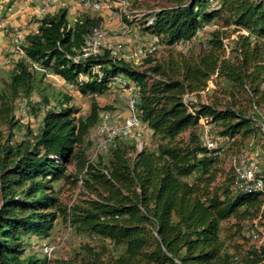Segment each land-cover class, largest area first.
Listing matches in <instances>:
<instances>
[{
  "label": "trees",
  "instance_id": "16d2710c",
  "mask_svg": "<svg viewBox=\"0 0 264 264\" xmlns=\"http://www.w3.org/2000/svg\"><path fill=\"white\" fill-rule=\"evenodd\" d=\"M165 1L168 6L151 13L147 19L154 24L144 30L172 49L192 41L204 25L220 23L199 52L156 64L154 54L135 66L103 48L76 62L104 18L84 13L70 25L67 10L45 15L37 32L26 36L23 55L0 91V264H50L30 247L36 237H49L60 217L91 241L113 245L109 259L88 245L79 264H264V245L238 255L221 236L223 223L232 219L237 234L245 222L264 220V193L234 191L236 176L218 182L221 157L204 146L200 118H211L232 142L264 134V122L257 125L255 115L232 104L220 109L200 101L197 116L184 104L186 93L200 94L217 77L232 102L248 95L254 111L264 112V0ZM233 35L227 56L225 41ZM50 75L90 96L87 115H78L66 94L51 106ZM116 76L136 87L139 119L156 142L139 150L133 139L121 137L92 160L90 135L103 113H114L97 97ZM24 99L32 115L44 114L28 139L15 142L21 130L17 101ZM68 181L81 182L87 199L65 206L60 195L70 192L63 187Z\"/></svg>",
  "mask_w": 264,
  "mask_h": 264
},
{
  "label": "rangeland",
  "instance_id": "374dc122",
  "mask_svg": "<svg viewBox=\"0 0 264 264\" xmlns=\"http://www.w3.org/2000/svg\"><path fill=\"white\" fill-rule=\"evenodd\" d=\"M128 7L123 14V17H118L117 19L113 18L115 21L112 27H109L107 30L108 36L104 42V45L110 43L120 42L123 39L122 35V25H127L130 28V34L132 37L133 43L127 45L132 50L139 45L146 44L150 41V35L144 30L145 21L147 17L153 13L159 11L161 8L168 6L165 0H128ZM96 11L95 13H100ZM112 17V16H111ZM220 23L216 22L211 26V31L218 29ZM209 31V32H211ZM208 32V33H209ZM206 33L204 36L197 37L190 45V49L199 52L207 44V38L209 34ZM244 34L246 32H243ZM237 35L231 36L227 39V56L230 55L231 47L230 42L233 39H236ZM185 48H180V46H175L172 49L166 44L163 48L160 49L158 53L153 56L154 63L167 62L170 58L178 56L180 53H186ZM130 57L135 58L134 52L129 53ZM5 56V58L0 56V91L4 87V80H8L9 71L14 65L13 61ZM10 61V62H9ZM144 66L142 67V69ZM146 69V68H144ZM143 69V70H144ZM46 83L49 87L46 89V93L50 96L51 106L53 108L58 107V99L60 94H66L73 97L72 105L79 110L78 115H87L91 107L90 96L81 95L74 86L67 84L62 78L50 75L46 79ZM223 79L214 77L209 82V87L205 91L199 94L198 99L204 104H214L217 108L223 109L228 104H232L237 109H243L250 116L256 117L257 125H261L264 122V112L254 111L252 108V103L248 95L237 94V99L232 102L230 96L225 92L226 87H222ZM224 86V85H223ZM41 96L35 94L33 96L34 102H39ZM129 94L128 92L123 91L115 84H110L109 90L102 96L97 97V101L101 107H111L113 112L119 121L122 122L129 114ZM17 110L16 116L20 121L21 130H17L15 133V142H20L24 139H28L29 131H36L40 125V120L44 113H41L40 116L36 117L32 115V110L28 108L23 103V100L17 101ZM50 106V107H51ZM258 115V116H257ZM217 131L221 132L220 127L217 125ZM5 129V128H3ZM94 134V130L91 135ZM90 135V137H91ZM137 143L139 150L143 149L144 145L152 147L156 140L153 138L151 133L148 132L146 128H143L140 133H136V136L131 137L130 140ZM91 141V139H89ZM3 143L5 140H2ZM233 141L228 146V148L223 153L219 168L221 170L218 178V182H224L227 178H235V166L239 165L244 159L250 158L253 152L256 150L264 151V134L259 133L258 135L243 140L239 136L236 140ZM261 166L264 171V158L261 160ZM70 172L75 171V164L73 163L69 167ZM264 175V172H263ZM72 181H68L64 184L65 188H70L68 195H60V200L65 206H74L79 204L83 200H86V193L81 189V182L77 185L70 184ZM64 194H66L64 190ZM235 221L232 219L228 222L223 223L222 227V238L226 241L227 250L230 253H237L238 255L246 254L252 248H261L264 245V220L258 218L254 221H247L243 224V232L245 230H254L260 232V240H250L246 239L244 235L237 234L236 229H232ZM235 235V236H234ZM233 236V238H232ZM231 237V239H230ZM66 238V239H65ZM60 240V241H59ZM34 243L30 247V252H43V246L46 242L54 244L56 246V251L53 254L50 264H79L81 263V256L85 253V249L88 245L92 246L96 251L100 252L104 259H109L110 255L113 252V245L109 242H103L99 240L91 241L87 235L80 234L77 232L73 226H71L69 221H65L60 217L55 222V229L47 238H35ZM239 246L240 249L236 248Z\"/></svg>",
  "mask_w": 264,
  "mask_h": 264
},
{
  "label": "built area",
  "instance_id": "2783aa9c",
  "mask_svg": "<svg viewBox=\"0 0 264 264\" xmlns=\"http://www.w3.org/2000/svg\"><path fill=\"white\" fill-rule=\"evenodd\" d=\"M104 4L100 1L93 3L85 2L84 6L87 9H92L94 11H100L102 9L112 10V15L115 19L118 17L122 18L126 8L128 7V0H104ZM52 5V0H46L45 5L40 9V15H46V12ZM154 18H149L145 21V27L148 28L154 24ZM211 26L213 24L204 25L197 37L204 36V34L211 31ZM122 35L123 40L116 43H110L104 45L107 39V30L103 27L96 28L88 39V47L84 50L82 57H77L75 60L78 62L81 58H87L91 55H98L102 52L103 48H107L111 51L112 55L115 57L125 58L135 66H140L143 60L148 56L154 55L164 47L165 43L161 37L156 35H150V41L146 44L139 45L133 50L135 58L126 57L125 50L127 45L133 43L130 34V28L127 25H122ZM196 37V38H197ZM194 38V39H196ZM194 39L187 43H176L174 47L180 46V48H185V50L190 49L191 43ZM21 37L15 40L14 53L16 55H23V50L21 48ZM130 47H128L129 49ZM99 78H102L103 73L101 72V67L96 66ZM112 84L117 85L120 89L129 94V114L124 120L119 121L115 116V113L105 112L102 114L101 122L94 130V134L91 135L90 139L92 142V160L96 159L99 154L107 152L111 146L116 142L118 138L135 137L136 133H140L144 128L141 120L138 116L137 110V89L132 85L125 77L116 76L112 80ZM199 94L197 93H186L184 95V104L193 114L197 116L195 107L199 104L198 99ZM26 105L28 101L23 100ZM201 137L204 146L213 153L215 157H222L225 150L231 144V139L228 136H222L218 133L216 125L213 123L212 119L209 117H201ZM142 150V149H141ZM264 158V151L256 150L253 152L250 158L244 159L239 165L235 166L236 178L233 185V190L244 194H258L264 193V175L263 168L261 166V160ZM243 235L246 239L250 240H260V232L254 230H245ZM66 239V238H65ZM60 241V240H59ZM56 251V246L51 243H46L43 246V254L48 258H52Z\"/></svg>",
  "mask_w": 264,
  "mask_h": 264
},
{
  "label": "crops",
  "instance_id": "0c3cea01",
  "mask_svg": "<svg viewBox=\"0 0 264 264\" xmlns=\"http://www.w3.org/2000/svg\"><path fill=\"white\" fill-rule=\"evenodd\" d=\"M45 1L0 0V56L5 58L8 55L13 63L21 58V55L14 53L15 40L21 37L23 44L27 35L37 32L39 21L45 16H41L39 12L44 7ZM96 1H100L102 4L105 2L104 0H52V5L46 15H54L60 10H67V19L72 25L80 15L90 13L93 16L100 15L104 18L103 28L112 27L115 23L112 10L102 9V12L97 14L96 11L85 8V2ZM132 52L133 50L129 48L124 53L126 57H130L129 53Z\"/></svg>",
  "mask_w": 264,
  "mask_h": 264
}]
</instances>
